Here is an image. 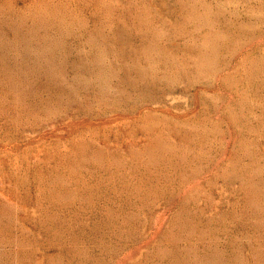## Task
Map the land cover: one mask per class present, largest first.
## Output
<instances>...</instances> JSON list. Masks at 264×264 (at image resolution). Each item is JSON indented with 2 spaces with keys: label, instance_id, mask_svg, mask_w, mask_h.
<instances>
[{
  "label": "rangeland",
  "instance_id": "1",
  "mask_svg": "<svg viewBox=\"0 0 264 264\" xmlns=\"http://www.w3.org/2000/svg\"><path fill=\"white\" fill-rule=\"evenodd\" d=\"M0 264H264V0H0Z\"/></svg>",
  "mask_w": 264,
  "mask_h": 264
}]
</instances>
